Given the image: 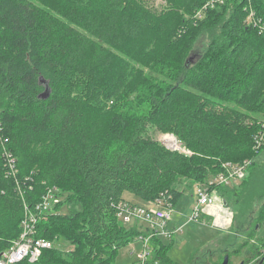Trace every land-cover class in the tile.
Returning <instances> with one entry per match:
<instances>
[{
  "label": "trees",
  "instance_id": "obj_1",
  "mask_svg": "<svg viewBox=\"0 0 264 264\" xmlns=\"http://www.w3.org/2000/svg\"><path fill=\"white\" fill-rule=\"evenodd\" d=\"M166 1L170 11L148 17L142 0H0V253L18 238L25 204L33 206L47 189L56 188L61 200L56 210L66 199L81 210H74L72 217L50 215L49 221L37 223L35 237L51 241L64 236L73 250L53 248L43 251L37 261L21 264H115L117 251L141 232L132 228L136 231L132 237L124 234L125 227L114 216L102 217L104 208L115 213L124 192L150 202L167 193L175 206L181 191L168 189L175 175L194 180L192 188L220 172L222 163L244 160L252 162L247 179L234 189L235 230L246 239L256 234L264 221V206L254 212L255 203L264 197V167L254 159L264 143L257 151L253 145L247 147L248 137L235 133L245 114L232 109L236 119L232 124L220 107H213V100L218 99L219 106L236 101L242 108L251 104L264 109V48L251 43L264 44V33L245 23V7L253 3L256 14L264 17L255 0H224L206 10L202 20L193 15L208 0ZM182 4L195 9L187 20L172 13ZM210 12L224 22L212 45L214 53L224 52L227 60L222 81L215 74L193 70L196 67L190 65L196 58L189 56L183 67L190 70L179 86L165 95L153 91L150 114L138 120L117 147L93 139L86 129L84 104L99 107L104 101L113 102L135 77L126 60L113 65L118 59L115 48L132 44L150 52L160 39L177 43L193 25L210 18ZM225 89L238 93H224ZM241 96L244 101L238 100ZM150 121L173 129L197 155L186 159L146 139L144 128ZM259 128L257 124L254 135ZM43 143L44 149L36 147ZM3 148L15 160L13 176L6 172ZM65 194L68 197L61 199ZM245 224L249 229L243 233ZM153 242L159 245L154 259L171 264L159 239ZM247 243L243 241L237 250Z\"/></svg>",
  "mask_w": 264,
  "mask_h": 264
},
{
  "label": "rangeland",
  "instance_id": "obj_2",
  "mask_svg": "<svg viewBox=\"0 0 264 264\" xmlns=\"http://www.w3.org/2000/svg\"><path fill=\"white\" fill-rule=\"evenodd\" d=\"M142 3V9L148 13V17L153 16V14L159 16L160 11H170V3L166 0H142ZM254 5L264 17V0H255ZM249 8L253 9V3L249 2L245 7L246 15ZM194 11L195 9L192 6L182 4L174 8L172 13L187 20L193 15ZM216 12L208 13L207 15L211 17L206 19L205 22H201L206 16L203 14L199 18L201 19L199 23L196 26L193 25L194 27H191V31L187 32V38L183 36L177 43H166L164 39H160L150 52H147V50L141 51L132 44H126L121 50L115 48L114 55L118 54V59L114 60L113 65L117 66L127 61L133 66L131 71L135 70L133 74L135 77L131 85L127 87L128 90L123 94L119 92L120 94L113 102L104 101L103 105L99 107L90 102L84 104L83 109L85 111L86 129L92 134L93 139L109 144L112 148L117 147V145L130 134L134 124L144 116L150 114L152 108L150 101L152 100V95H154L153 91L157 96L161 93L164 95L170 93V89L179 86L181 79L185 76V72L190 70V66H195L196 68L193 70H196L200 75L212 73L216 75L218 81H222L225 74V72H223L225 68L224 65H227V60L225 59L224 52L215 54L212 45L216 42L217 38L221 36L224 30V22L220 20ZM196 13L197 12L193 15L194 18ZM229 15L230 12L226 11V17ZM254 17L264 23V18L259 17L255 10ZM200 22L201 26L199 27ZM251 43L256 44V46L259 47L258 49L264 48L263 43L262 45L254 41ZM226 44H224L223 47L227 48L228 45ZM231 51L230 48L228 53H231ZM189 56L196 58L195 63L188 68H184L183 62H185ZM132 57L134 59H132ZM230 90H235L238 93L236 89H225L223 91L226 93V91ZM190 93L188 94L192 95V92ZM239 95H241V93ZM102 99L104 100V98ZM241 99L244 101V97L241 96L238 98L240 101ZM213 101L215 102L213 107H220V109H222L220 113L224 114L223 116L225 119L232 122V124L236 121L232 109L236 108V112L245 114L244 119L237 122L241 126V129L239 128L235 133L242 132L243 136H247L248 139H246L244 143L248 144L247 147H252L251 145H253L255 137L254 131L257 124L258 126L260 125L259 129L262 130L261 124L264 122V109L257 108L251 104L248 105L249 109L247 107L242 108L239 106L242 103L236 101H224L223 104L219 106L217 105L219 102L218 99H214ZM251 101L252 99L250 98L249 103H251ZM220 109L218 111H220ZM144 130V137H146V139L155 141L164 149L172 152L175 151L180 155H184L185 158L197 155V152L188 147L173 132V129L171 130L170 127H167L159 121L148 122ZM172 138L177 142L178 150H171L167 147V145L170 146L168 139ZM36 147L42 150L46 147V144H39L36 145ZM254 163H263L262 165L264 167V147H262L256 155ZM247 171V174L240 181L225 188V192L224 190L220 191L217 189L214 204L204 208V210L209 209L210 211L213 209L215 215L212 216L211 214L202 212L201 221H188V218L185 216V214L190 213L191 206L195 200L193 189L190 187L194 180L182 174L175 175L172 180V186L168 189L181 191V194H177V204L175 206L173 205L175 212L172 214L171 221L167 224L166 228L168 232L171 233L173 228L182 227V229L176 231L172 237L161 236L158 238L171 264H221L224 256L228 255L229 257V254L228 264H240L251 254L249 242L246 248L237 250L239 245L246 240L244 234H241L239 231L236 232L237 230H235L236 223L234 220L236 217L233 213V206L237 208V199L234 195V189L239 188L243 181L247 179V175H249L250 172L249 169ZM66 197H68V194H65L61 199H66ZM122 199L124 202L129 201L127 203L130 204H138L137 206L148 207L145 205L148 204L150 207H154L151 206L153 202L142 200V198L130 192H124L122 194ZM62 206L60 210L62 215H71L74 210H81V206L78 205L80 208L77 207V204L72 200L66 199V203ZM262 206H264V197L261 201L255 203L254 212L257 213ZM111 216L116 218L120 226L123 225L121 220L117 218V209L114 213L109 208H104L102 217L110 219ZM50 218L51 216H48L45 222L49 221ZM240 218H242L240 221L244 220L241 215ZM218 220L223 224V229L218 226ZM254 224L256 223L254 222ZM123 226L125 227L124 234H128L130 237L136 232L135 229L132 228H136L141 233L136 235L131 243L121 247L117 251L115 264H131L136 255L143 249V244L138 238H140L141 234L148 233L150 229L149 226L140 222V220H132L129 224ZM259 226L257 227L254 237L250 239L261 241L264 237V221H261ZM243 229L242 232L246 233L249 228H247L245 224ZM47 236H49V234H47ZM51 241L54 243V248L61 251L69 253L73 250L74 246H72V243L64 236H55ZM158 247L159 245L152 241L153 251L159 249ZM233 250L236 252H232Z\"/></svg>",
  "mask_w": 264,
  "mask_h": 264
},
{
  "label": "built area",
  "instance_id": "obj_3",
  "mask_svg": "<svg viewBox=\"0 0 264 264\" xmlns=\"http://www.w3.org/2000/svg\"><path fill=\"white\" fill-rule=\"evenodd\" d=\"M224 0H208L196 13V18H200L208 9L221 5ZM198 16V17H197ZM245 23L257 29L258 33H264V23L255 19L254 10L248 9ZM260 131L255 135L253 150L257 151L264 143V122L261 124ZM171 150H178L177 142L170 147ZM2 159L9 176L17 173L15 160L11 153L5 148L1 150ZM251 160H244L240 163L225 162L222 163V170L214 176L208 177L203 183L193 185V195L195 200L191 206L190 213L186 216L188 221H201L202 212L205 207L212 206L216 200L217 189L227 188L228 186L240 181L246 174L251 165ZM5 166V167H6ZM13 173V174H12ZM60 197L56 193V188H49L42 195L41 199L33 206L25 204L23 217L20 221V233L17 239L13 240L10 246L0 253V264H21L24 261L33 263L42 255L43 251L54 248V243L44 238H37V223L46 221L45 219L52 214H61L55 206L60 203ZM154 207H141L120 201L116 205L117 218L123 225L129 224L132 220H140L149 226V232L141 234L140 240L143 249L138 253L131 264H159V261L153 257L152 241L159 237H172V235L181 230L182 227L173 228L172 233L168 232L166 226L171 221V216L175 212L173 209L172 198L167 193H160L153 203ZM250 243L251 254L244 259L241 264H264V237L261 241L246 239ZM249 252V253H250Z\"/></svg>",
  "mask_w": 264,
  "mask_h": 264
},
{
  "label": "crops",
  "instance_id": "obj_4",
  "mask_svg": "<svg viewBox=\"0 0 264 264\" xmlns=\"http://www.w3.org/2000/svg\"><path fill=\"white\" fill-rule=\"evenodd\" d=\"M123 200V199H122ZM127 202H129V201H127ZM144 203V202H143ZM132 204V203H131ZM138 205V204H137ZM145 205H147V206H149L148 204H145ZM207 208V207H206ZM204 212L205 213H208V214H211L212 216L213 215H215V211L212 209L211 211L209 210V209H206V210H204ZM189 214V213H188ZM188 214H185V216H187ZM220 221H221V219H220ZM218 222V226L219 227H221L222 229H223V224H221V222H219V220L217 221ZM220 224V225H219ZM214 225V224H213ZM217 226V225H216ZM225 228V227H224ZM224 230H226V229H224Z\"/></svg>",
  "mask_w": 264,
  "mask_h": 264
},
{
  "label": "water",
  "instance_id": "obj_5",
  "mask_svg": "<svg viewBox=\"0 0 264 264\" xmlns=\"http://www.w3.org/2000/svg\"><path fill=\"white\" fill-rule=\"evenodd\" d=\"M41 79H42V78H41ZM47 92H48V89L45 90L44 94H47ZM228 262H229V257H228V255H226V256H224V258H223L221 264H228ZM240 264H241V263H240Z\"/></svg>",
  "mask_w": 264,
  "mask_h": 264
},
{
  "label": "bare ground",
  "instance_id": "obj_6",
  "mask_svg": "<svg viewBox=\"0 0 264 264\" xmlns=\"http://www.w3.org/2000/svg\"><path fill=\"white\" fill-rule=\"evenodd\" d=\"M169 140V143H170V146H173V145H175V141H174V139L172 138V139H168Z\"/></svg>",
  "mask_w": 264,
  "mask_h": 264
}]
</instances>
